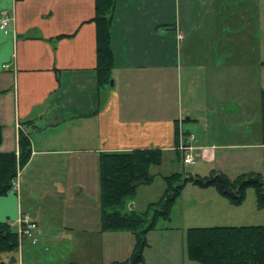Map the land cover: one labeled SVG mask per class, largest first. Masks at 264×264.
I'll return each mask as SVG.
<instances>
[{"label": "crops", "instance_id": "obj_1", "mask_svg": "<svg viewBox=\"0 0 264 264\" xmlns=\"http://www.w3.org/2000/svg\"><path fill=\"white\" fill-rule=\"evenodd\" d=\"M217 1L226 4L228 0H115L110 27L111 83L98 90L94 0H0V16L12 17L7 34L0 30V149L7 143L10 146L0 153H17L19 133L28 136L31 147L18 180L34 164L35 180L45 170L81 172L94 166L98 171L100 153L160 149L173 162L178 131L194 136L192 130L199 122L204 125L203 134L194 136L190 144L204 168L192 174L225 173L226 166L250 162L245 151L264 149V145L246 143L250 124L243 119L246 104L242 99L235 104L234 118L239 123H227L233 116L224 91L229 85L243 90L255 83V77L258 82L264 63L255 58V52L243 51L245 33H250L244 31L250 20L244 18V7L253 9V42L259 44L264 0H232L236 9L231 13L225 9V17L221 5L214 6ZM234 12L235 19L229 23L228 15ZM229 24L236 35L227 32ZM58 36L66 37L51 41ZM218 40L220 44L215 45ZM202 42L205 47L200 48ZM28 186L20 184L0 197V222L13 226L25 217L37 229L41 226L42 217L22 207L21 188ZM74 186L84 187L79 181ZM97 201L94 220L99 219V193ZM70 204L62 215L64 224L47 229L48 242L56 244L64 237L63 242H70L79 255L83 251L82 258L92 250L94 262L101 258L99 264L130 257L133 236L130 245L123 244L124 257H118L116 248L122 239L104 236L115 232L101 233L95 221L90 225L86 209L74 212ZM87 233L96 236L91 246L82 238ZM38 234L42 235L41 229ZM71 236H75L73 243ZM104 239L111 248L102 260ZM31 247L22 241L13 264H20L19 258L24 264ZM144 264H148L145 258Z\"/></svg>", "mask_w": 264, "mask_h": 264}, {"label": "rangeland", "instance_id": "obj_2", "mask_svg": "<svg viewBox=\"0 0 264 264\" xmlns=\"http://www.w3.org/2000/svg\"><path fill=\"white\" fill-rule=\"evenodd\" d=\"M235 3L236 2H233L232 0H228L226 4H220V2L217 1L214 6L221 5V8L224 9L223 17H225V9H228L229 13H231L236 9ZM244 8V18L250 19L248 22H245L244 31H249L250 33H245L243 51L246 53L255 52V58L258 56L257 59L264 63V27L260 31V43L258 44L256 41L254 43L251 21L253 9L251 6H249V9H246V7ZM233 15H235V12L234 14L228 15V21H233V19H235L232 17ZM261 17L264 20L263 7L261 9ZM232 21H229V23ZM223 29L225 31V25L223 26ZM227 32H230V35H236V29L230 24ZM214 41L216 40H213L210 47L214 45ZM219 41L221 40H218L215 45L218 44ZM203 47H205V44L202 42L200 44V48ZM217 50H220V48L215 51ZM262 89L264 90V67H262L259 71L258 82H256L255 77V83L253 85L250 84L249 86H246L243 90L229 85L228 90L224 91L229 98V105L227 107L228 112L233 116V120L227 121V123L232 125H237L239 123L234 118L237 110L235 106L236 100L242 99L246 104L243 119L250 124V135L247 138L246 143L251 146L257 145L261 141L260 90ZM222 113L223 112H220V114ZM203 128L204 125L202 122H199L196 126L194 125L192 130L194 136L197 138L198 136L201 137L203 134ZM8 145L9 144L7 143V145H4L1 149H8L10 147ZM244 156L250 158V162H244L234 166H226V172L223 174L226 175L231 182H233L241 174L256 173L264 177V149L251 148L250 150L245 151ZM170 160V154H166V156L163 157V163L160 167L151 168L150 173L155 176L152 185L139 187L136 191L134 199L127 203L121 210L122 213H129L130 211H134L136 213L143 212L149 203L157 201L164 190L162 176L179 172L182 169H185L191 175H195L192 174V171L196 173V171L204 168V166L199 163L197 159H195L194 165L186 166L187 168L181 165L182 160L180 164L175 159L173 162H170ZM36 163L39 162L36 161ZM36 171V166L34 164L24 171L19 180L18 178L16 180V189H18V187L20 188V184L23 185V183L25 185H29L27 190H25V188H21L23 209L31 210L33 213L35 212L42 217V224L36 232L38 243L36 246L31 247L33 250L31 254L29 253L26 255L27 259H24V264H99L101 258L98 259L97 257L96 262H94L95 257L93 256L94 252L92 250L86 252L89 254L86 259L82 258L80 256L83 255V251H79V255L73 249L70 242H63V236V239L59 236L61 238V242H57L56 244L53 241L48 242L47 239V229H59L61 225L64 224V221H66L62 218V215L69 203H71L70 206L72 209L74 208V212L78 210L77 208L82 207L87 210L86 217L91 219V226H94V221L97 224V227L100 226L98 216L95 220L93 219L94 214L96 216V213L98 212V171L95 170L94 166H90L89 169L81 172L45 170L42 171V174L45 173V175L41 177L42 174L39 172L37 176L38 179L35 180L34 177L37 174ZM210 172H203L204 174H200L199 176H207ZM38 180L40 181L39 183L37 182ZM77 181L82 183L84 187L74 186ZM201 192L202 190L200 191L199 188L187 185L171 210L170 221H159L156 230L150 232L146 236L147 247L143 252V258L146 259L148 264H183L184 260L187 262L185 231L189 228L241 226L246 224L264 225V209L257 210L256 196L253 189L246 190L244 201L240 206L230 205L228 201L219 196L214 189L210 188L208 194ZM69 197L72 199L67 201ZM12 228L13 230L18 229L15 222H13ZM40 229L42 235L38 234ZM104 236H111V238H113V236H117L116 238L122 239L120 242L121 245L119 246V244H117L118 248H116L118 257H124L122 255H124L126 247H124L123 244L127 246L130 245L129 243L131 242V239L134 238L127 232H123V235H120V232L105 233ZM71 238L74 240L72 243L75 242V236H71ZM82 238L86 244L89 243V246H91L90 243L94 242L96 236H93L91 233H87L82 236ZM104 241L105 243L102 245V251L103 254H105L103 255L102 260L106 259V256L109 255L108 249L111 248V246L106 243V239H104ZM28 242L29 241L27 239L23 240V243ZM110 244L113 247V243ZM42 247L43 249L47 248V251L39 252L38 250ZM18 252L19 251L10 254H0V262L13 264L14 260H18L15 257V254H18ZM35 253L38 255L35 256ZM128 259L129 258L125 260H118L117 262H124ZM84 261H86V263ZM19 263L21 264L20 258Z\"/></svg>", "mask_w": 264, "mask_h": 264}, {"label": "trees", "instance_id": "obj_3", "mask_svg": "<svg viewBox=\"0 0 264 264\" xmlns=\"http://www.w3.org/2000/svg\"><path fill=\"white\" fill-rule=\"evenodd\" d=\"M115 0H94L96 27L95 78L98 90L111 83L113 54L110 47V27ZM66 36H58L56 41ZM261 144L264 145V90L260 91ZM0 126V146L2 145ZM31 156L27 135L19 133L18 150L0 153V197L14 188L18 174ZM183 156L175 152V160ZM163 151L137 149L127 152L100 153L97 158L99 181V221L101 232H127L135 240L127 261L110 264H144L146 236L155 231L159 221H170L171 210L187 185L199 189H214L232 206H240L245 192L253 189L257 210L264 209V177L256 173L239 175L231 182L226 175L211 171L207 176L191 175L182 169L162 176L164 190L160 198L149 203L143 212L122 213L141 186L152 185V167H160ZM186 257L197 264H264V226H214L189 228L185 231ZM20 242L11 224L0 222V254L17 252ZM0 264H5L0 262Z\"/></svg>", "mask_w": 264, "mask_h": 264}, {"label": "built area", "instance_id": "obj_4", "mask_svg": "<svg viewBox=\"0 0 264 264\" xmlns=\"http://www.w3.org/2000/svg\"><path fill=\"white\" fill-rule=\"evenodd\" d=\"M12 17L7 14L0 16V30L5 34L8 32V27ZM194 140L192 134L183 133L181 130L178 131V144L175 151L179 152L182 158V164L184 166H191L195 164L194 148L191 146V142ZM16 181L14 187H16ZM17 234L20 245L24 239H27L32 246H36L38 243L36 232L37 225L35 222L28 221L27 218L22 217L17 221Z\"/></svg>", "mask_w": 264, "mask_h": 264}]
</instances>
